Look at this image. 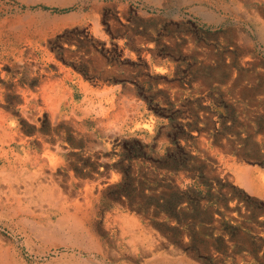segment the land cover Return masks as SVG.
Instances as JSON below:
<instances>
[{"label":"rangeland","instance_id":"374dc122","mask_svg":"<svg viewBox=\"0 0 264 264\" xmlns=\"http://www.w3.org/2000/svg\"><path fill=\"white\" fill-rule=\"evenodd\" d=\"M4 263L264 264V0H0Z\"/></svg>","mask_w":264,"mask_h":264},{"label":"bare ground","instance_id":"6f19581e","mask_svg":"<svg viewBox=\"0 0 264 264\" xmlns=\"http://www.w3.org/2000/svg\"><path fill=\"white\" fill-rule=\"evenodd\" d=\"M38 137V136H37ZM56 148V147H55ZM59 149L57 148V151ZM43 151V150H42ZM41 151V152H42ZM48 151L45 149V153H47ZM20 160V159H19ZM37 160V159H36ZM241 174H243L245 177H247L248 174V169L245 170H241L240 171ZM242 175V176H243ZM248 181V179H247ZM248 184V183H247ZM250 185V183H249ZM24 194V193H23ZM5 202V201H4ZM55 204V203H54ZM37 209V208H36ZM25 218V217H24ZM9 219V218H8ZM60 219V218H59ZM62 219V218H61ZM28 220V219H27ZM66 221L67 222V228L69 229L68 232L66 233V235L64 236V239L66 240H76V241H83L82 236L86 235V231L83 228V224L80 222V219L75 217V216H71V217H66L63 218L62 221ZM26 222V221H25ZM60 223V222H59ZM37 226V225H36ZM36 228V227H35ZM34 228V229H35ZM41 228V227H38ZM48 229V227H46ZM46 230V229H45ZM44 231V230H43ZM46 232V231H45ZM51 233V232H50ZM38 234V233H37ZM42 235V233H40ZM52 235V234H51ZM53 237V236H52ZM58 237V236H57ZM46 238V237H45ZM63 239V237H62ZM48 240V239H47ZM52 240V239H51ZM4 260V259H3ZM6 261V260H5ZM7 264V263H4ZM9 264V263H8ZM87 264H97V263H87Z\"/></svg>","mask_w":264,"mask_h":264}]
</instances>
